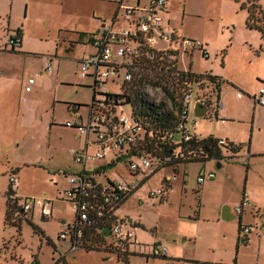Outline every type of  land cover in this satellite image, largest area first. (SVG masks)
<instances>
[{
	"label": "rangeland",
	"instance_id": "374dc122",
	"mask_svg": "<svg viewBox=\"0 0 264 264\" xmlns=\"http://www.w3.org/2000/svg\"><path fill=\"white\" fill-rule=\"evenodd\" d=\"M245 1L168 0L166 3L163 15L164 21H168L166 28L182 37L200 40L208 53L204 57L195 49L178 54L179 67L190 68L196 74L211 72L221 78L219 93L209 83L190 84L187 126L199 138L211 135L226 140V145L240 146V150L232 152L220 146L221 160L192 161L176 170L167 165L149 170L147 179L122 204L119 212L132 219L134 225L129 227L134 229L137 240L166 246L165 257L146 260L143 256L130 255L129 261L124 262L106 250L80 249L68 253L66 243L58 239L61 219L71 221L74 216L63 193L68 186L64 171L69 166L72 170L78 168L70 149L82 142L76 130L59 122L75 120L79 115L82 121L87 118L92 80L80 75L77 58L91 48L86 45L63 50L60 57L54 58L59 60L57 73H52V62L45 65L41 59L50 50L51 56L54 54L60 28L69 37L78 30L89 31L96 26L94 13L106 16L108 21L110 2L68 0L65 11H55L56 6L51 3V15L46 22L42 16L38 20L44 23L38 28L43 25L49 28L51 39L33 45L35 55L24 60L12 62L0 57V68L4 70L0 82V264L34 261L39 264H264V230L252 232L248 241L242 242L238 234L239 216L234 211L246 193L247 189L243 190L246 184L264 202V104L259 105L252 98L259 88H264V42L258 29L246 26L247 9L241 8ZM257 4L264 16V0H258ZM39 13L35 11L36 16ZM119 19L117 28L125 25L120 15ZM1 31L0 41L4 39ZM47 66L51 67L46 69ZM144 73L155 79L152 71ZM43 76L51 79L50 92L47 82L42 88ZM29 78L35 83L31 92H25ZM105 87L115 94L122 92L119 78L107 82ZM203 95H210V105L203 117L196 118L193 129L194 102ZM50 99L76 102L71 107L80 102L78 114L68 112L59 102H55L52 113ZM121 110L122 114H130L129 105ZM50 117L56 125L47 135L42 123ZM175 140H180L179 134ZM12 166H18L15 189L20 201L31 197L49 199L51 216L44 218L35 209L20 221H5V190L8 176L13 173ZM116 169L107 174L118 178V173L123 172L127 176L124 164L117 163ZM210 170L215 178L205 180L201 186L197 177ZM174 172L172 191L166 198H150L148 192L161 186L166 175L172 176ZM225 205L231 207L234 218L221 219Z\"/></svg>",
	"mask_w": 264,
	"mask_h": 264
},
{
	"label": "built area",
	"instance_id": "2783aa9c",
	"mask_svg": "<svg viewBox=\"0 0 264 264\" xmlns=\"http://www.w3.org/2000/svg\"><path fill=\"white\" fill-rule=\"evenodd\" d=\"M111 1L117 4V12L125 22V27L113 30L104 26L93 38L94 51L79 62L80 75L88 76L92 80L93 98L88 104L87 118L82 121L77 117L75 120L64 123L66 127L73 128L83 136L84 145L71 153L80 169L64 173L68 186L63 189V193L72 207L74 216L71 221L65 220L61 224L58 239L67 244L68 253H73L88 248L89 240L86 241V231L91 225H94L95 231L101 236H103L102 230L108 228L109 237H103L108 240L105 247L112 253L139 255L147 260L150 257L164 255L166 247L155 243L139 242L134 229L129 227L134 225L133 221L119 211L125 199L147 179L149 170L154 171L166 165H170L173 170L182 165L181 162L188 157L183 153L152 156L145 152H133L134 147L144 140L145 134L147 133L148 136L151 134L133 115L132 105L122 104L124 99H115L113 96L115 93L107 90L105 85L119 78L122 87L125 83H134L138 80L136 72L152 71L154 80L147 78L148 80H145L143 84L137 85L141 99L155 106L163 102V110L174 111V103L164 93L162 85L154 84L157 80L163 83V78H169L176 85L180 108L178 122L166 135L177 143L181 140L190 141L196 136L187 126L188 106L191 99L190 84L195 81H183L181 71L186 70L179 67L177 55L193 52L195 49L201 51L204 57H207L208 53L200 40L182 37L166 28L168 21H164L163 15L166 12L168 0ZM162 42L164 45L160 44ZM20 43V37L13 36L6 41V46L16 49ZM47 69H49L48 66ZM33 83L34 79L29 78L24 90L31 91ZM198 83L202 86L209 83L212 86L206 79ZM157 93L161 96L158 97ZM209 97L210 95H203L198 99L206 103L209 108ZM252 98L255 103L263 105L264 88H259ZM124 105H129V115L122 114L121 108ZM196 118L191 122L193 129L197 125ZM176 134L180 136L179 141L175 140ZM218 144L226 145V140L219 139ZM91 147L92 151H90ZM112 163L114 165L108 168V165ZM117 163L124 164L127 176L123 172L118 173V178L107 174L111 169L117 170ZM175 177V174L165 177L161 186L148 192L149 197L165 199L171 191L170 184ZM214 178L215 173L210 170L199 175L197 182L202 184L205 180ZM17 181L15 173L9 174L8 183L14 191L9 198L15 201L19 208L13 212L12 219H21L35 209H39L44 218L51 216L49 199L31 197L20 201L15 189ZM246 204L247 200L243 197L234 209L235 214L240 216ZM255 216L258 221L254 224L241 225L240 235L264 230V210L256 211ZM19 264L26 263L19 262Z\"/></svg>",
	"mask_w": 264,
	"mask_h": 264
},
{
	"label": "trees",
	"instance_id": "16d2710c",
	"mask_svg": "<svg viewBox=\"0 0 264 264\" xmlns=\"http://www.w3.org/2000/svg\"><path fill=\"white\" fill-rule=\"evenodd\" d=\"M257 1L258 0H246L244 3H242L241 8L247 9L248 15L246 19V26L250 29H258L261 32V37L264 42V16L262 14L260 6L257 4ZM19 32L20 30L18 29L17 33ZM181 73L183 75V81L198 82L202 79H206L212 84L214 91H217L218 93L220 92L221 78L217 75L212 74L211 72L196 74L189 68L186 71H181ZM136 75L139 78L136 77V79L138 80H136L134 84L125 83L122 85V94H113L115 99H124V102H122V104L130 103L132 105L133 115L141 121L146 131L150 132L151 134V136H148L146 133L144 136V140H142L134 147L133 152H145L149 153L152 156L183 153L188 157V159L181 163L186 164L192 161L205 162L212 158L221 160L223 156L221 154L220 146H226V148H228L232 152H237L240 150V146L234 145L232 143H229L228 145H219V139L211 135L205 138L194 136L190 141L181 140L178 143L173 139L168 138L166 133L172 131L179 120L178 111L180 108V103L175 83L169 78H163V83H161L160 80L154 82V84L162 85L164 93L174 103V111H165L162 109L164 105L163 102L155 106L152 103H148L145 100L141 99L138 90L139 88L137 85L140 86L144 83L145 80H148L147 78L149 77H147L148 75L144 73L143 70L136 72ZM113 165L114 163L109 164L108 168H111ZM175 169L176 168H173V170ZM16 171L17 169L12 170L13 173H15ZM7 186L8 187L5 190L6 222L11 221L13 212L19 209L16 202L12 201L9 198V195L14 191H12L9 183L7 184ZM243 197H245V192L243 193L242 198ZM16 220L20 221L21 219L17 218ZM241 225L242 224L240 220H238V230H240ZM86 233V241L89 240V246L86 250H106L112 253L110 249L105 247L108 240L95 231L94 225H91ZM115 255L117 256L118 260L124 262L129 261L130 255L128 254ZM156 257H165V254ZM34 260H36V258H34Z\"/></svg>",
	"mask_w": 264,
	"mask_h": 264
},
{
	"label": "crops",
	"instance_id": "0c3cea01",
	"mask_svg": "<svg viewBox=\"0 0 264 264\" xmlns=\"http://www.w3.org/2000/svg\"><path fill=\"white\" fill-rule=\"evenodd\" d=\"M67 1L68 0H0V29H2L1 34H4V36H3L4 39L0 41V57H2L3 59L7 58L13 62V59L24 60L25 58H27L29 56H34L35 55V52H34L35 49L32 48V46L36 45L39 42H43L49 38L51 39L50 30L48 27H46V25L40 26L38 28V25L44 24L43 22L38 21L40 19L39 16H42L46 22V18L49 15H51V3L55 4V6L57 8V9L55 8V11H65ZM129 1H133V0H129ZM107 2H108V4H109V2L111 4V5H109L110 7L107 10V11H111L110 13H108L110 15L108 17V21L106 19V16L105 17L101 16L102 14L100 16H98V13L97 14L94 13L93 15L96 19L97 24H96V26H93L91 28V30H89V31L78 30L75 33H73V35L71 34V36L67 37L68 33H66L65 31H61V28L58 30V36L56 34V39H55L56 48L54 49V54L51 56V50H50L48 52V54L45 57H42V59H41L44 61L45 65L47 63H51V62L53 63V70H52L53 72L52 73H54V72L57 73V69L59 66V60L54 59V58L60 57L62 55L63 50L64 51H68V50L71 51L76 46H83L84 47L86 45L87 46L89 45L91 48V51H89L87 54L83 53L81 56H78L77 63L79 64L81 58L86 57L87 55L91 54L94 51V48L92 46V40L94 37H96L100 33L101 29L104 26L105 27L108 26L113 30H119V29L125 27V25H124V26H120L117 28V25L120 21L119 13L117 12L118 11L117 4L111 0H107ZM35 11H40L38 16L35 15ZM18 29L20 30L19 33H17ZM13 36H19L21 39L20 46L16 49H11L8 46H6V41L9 39V37H13ZM65 38L68 40L65 41L64 40ZM4 64L6 65L7 63L4 62ZM50 67L51 66H49V68ZM3 72H4V70L0 68V82L3 79V78L1 79V77L3 76ZM48 73L51 74V70H49ZM214 75H216V74H214ZM41 82H42V88L45 87L44 83L47 82L48 92H50L51 91V86H50L51 79H47V77L45 78V76H43ZM34 83H35V80H34ZM88 83H90V82H87V84ZM31 90H32V88H31ZM29 92H31V91H29ZM55 102L61 103L64 106V108H66V110H68V112L70 111L71 113L78 114L77 113L78 109H79L78 105H80V102H78V104L75 105V109L72 112L71 108L73 106L71 107L70 104L76 103V102H71V101L68 102V101L59 100V99H52V100L50 99L49 105L52 106V108H53L52 113L55 111V108H56ZM51 103H52V105H51ZM79 118H81L80 115H79ZM65 121H68V120H65ZM65 121L59 122V124L65 126L64 125ZM221 121L223 122V119H221ZM55 123L56 122L54 121V119L52 117H50V119H46L42 123L43 129H44L45 133L47 132L46 133L47 135L51 134L52 127H54L56 125ZM194 133L197 136V133L196 132H194ZM75 137H77V135ZM81 137H82L81 138L82 139L81 145L77 148H81L84 145V138H83V136H81ZM78 138H80V136H78ZM218 139H221V138H218ZM77 148H75V149H77ZM73 150H74V148L70 149V152L72 153ZM77 166H78V168L75 170H72L69 166V170L67 169L66 171H64V173H66L67 171L79 170L80 166L79 165H77ZM14 169H18V166H12L11 167V170H14ZM174 174H175V172H174ZM168 176L169 175L167 174L166 177H168ZM204 183H205V181L200 185L204 186ZM246 187H247V184L243 188L245 190L247 189L246 193H245V198L247 200V204L243 209V213L238 217L242 225L243 224H254V223H256L258 220L255 216V212L258 210H260V211L264 210V202L262 201L263 197L261 195H258L259 193H256L255 191L250 190ZM16 193L19 196L17 191H16ZM222 203L224 204L226 202H222ZM229 211L232 215L234 214L232 212L230 206H229ZM32 213H30V215H32ZM51 215H52V213H51ZM64 221H65V219H61L60 225ZM238 234H239V230H238ZM239 236L242 238L241 239L242 242H246L251 237V233L247 234V235H239ZM166 253H167V248H166L165 255H166Z\"/></svg>",
	"mask_w": 264,
	"mask_h": 264
},
{
	"label": "water",
	"instance_id": "95a60500",
	"mask_svg": "<svg viewBox=\"0 0 264 264\" xmlns=\"http://www.w3.org/2000/svg\"><path fill=\"white\" fill-rule=\"evenodd\" d=\"M75 109V106H73L71 108V111L73 112ZM208 110V105L202 101H200L199 99H196V101L194 102V106H193V114L195 117H203L205 115V113L207 112ZM220 164L218 163L217 164V167H219ZM231 218H234V216L230 213L229 211V206H224L222 208V211H221V219L222 220H228V219H231ZM130 221H132V219L129 218ZM102 235L104 237H109V229L108 228H104L102 230ZM32 264H39L38 261H34Z\"/></svg>",
	"mask_w": 264,
	"mask_h": 264
}]
</instances>
